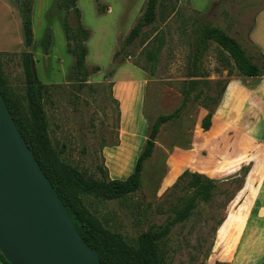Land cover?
<instances>
[{"label":"rangeland","instance_id":"374dc122","mask_svg":"<svg viewBox=\"0 0 264 264\" xmlns=\"http://www.w3.org/2000/svg\"><path fill=\"white\" fill-rule=\"evenodd\" d=\"M145 3L146 0L77 1L81 24L91 35L86 43V64L90 70L98 67L99 71L91 74L86 86L75 88L74 58L67 52L65 13L58 8V0H0V55L7 89L25 103L23 55L30 53L37 80L49 87L44 108L52 146L62 161L91 179H101L104 170L109 179L124 180L133 169L153 120L180 107L187 81H200L190 92L180 117L161 127L154 153L144 164L138 192L114 201L83 197L104 227L123 235L132 246H136L140 234L173 219L175 211L183 206L184 197L190 196L182 186L172 189L183 171L172 172L165 180L167 154L173 148H192L195 130L200 133L199 122L201 125L207 110L221 100L227 78L236 74L232 61L215 43H209L201 59L195 60L194 31L203 24L219 27L248 53L257 55L248 42V33L255 11L264 5V0H161L157 21L143 27L133 44L125 45L124 40L143 13ZM27 5L30 47L24 44ZM173 6L176 8L172 13ZM67 20L74 29V12L68 14ZM48 37L46 51L44 41ZM159 37H163L164 44L151 75L148 55L158 45ZM117 51L119 55L113 60ZM192 74L199 77L190 78ZM143 77L127 129L129 141L118 150L120 112L113 98L114 81H140ZM199 139L193 157L197 168H193L195 172L187 171L215 180V196L207 203L199 201L191 216L172 227L163 239L160 250L165 264H216L227 259V264H232L234 254H241L233 248L247 206L235 212L236 204H228L241 186L244 171L226 172L224 147ZM257 264H264V257Z\"/></svg>","mask_w":264,"mask_h":264},{"label":"trees","instance_id":"16d2710c","mask_svg":"<svg viewBox=\"0 0 264 264\" xmlns=\"http://www.w3.org/2000/svg\"><path fill=\"white\" fill-rule=\"evenodd\" d=\"M78 0H58V8L65 13L63 20L64 36L67 52L74 58L72 66V80L75 88L86 86L91 74L99 71L98 67L90 70L86 64L88 55L87 41L90 39V31L81 24L80 12L77 9ZM98 1V0H95ZM161 0H146L143 13L136 24L130 30L124 40L125 45L133 44L142 33V28L153 25L157 21V11ZM176 6L178 2H175ZM175 6L171 8L172 13ZM74 12L76 18L75 28L71 29L68 23V14ZM24 44L30 47L32 43L30 6L25 9L23 22ZM196 55L195 60H200L209 43H215L227 54L232 61L234 69L248 78L261 77L264 74V57L256 47L252 46L257 55L250 54L234 38L219 27L203 24L194 31ZM50 37L44 41L47 51ZM164 39L159 37L158 45L148 55L150 71L152 75L158 64V56L163 47ZM119 55V51L113 55V60ZM31 54L23 55V66L26 77L25 103H21L6 87L5 77L1 67L0 55V93L15 122V125L40 166L42 173L54 188L62 204L67 209L73 224L80 237L87 246L94 249L101 264H165L160 250V244L169 234L172 227L185 222L196 208L197 203L210 202L215 196L214 190L217 182L203 174L184 171L177 179L172 189L182 186L190 196L184 197L183 206L175 211V217L168 220L165 225L151 228L139 235L136 246L126 242L123 235L111 232L104 227L102 221L96 217L83 201L84 196H94L103 201L123 199L138 192L142 185V173L144 164L149 160L155 150L156 139L163 125L177 120L183 109L189 102L190 92L200 81H187V87L183 91V99L180 107L169 115L157 116L145 138L143 148L137 157L131 173L124 179H109L104 170H101V179H91L72 165L62 161L58 152L52 146L48 132V120L44 108V99L49 87L41 84L34 78L31 69ZM199 77L192 74L190 78ZM220 100L212 110L201 120V130L209 131L211 118ZM244 176L247 168H241ZM243 176V178H244ZM243 181V180H242ZM242 184V182H241ZM3 264H8L0 255ZM224 264V263H216Z\"/></svg>","mask_w":264,"mask_h":264},{"label":"crops","instance_id":"0c3cea01","mask_svg":"<svg viewBox=\"0 0 264 264\" xmlns=\"http://www.w3.org/2000/svg\"><path fill=\"white\" fill-rule=\"evenodd\" d=\"M248 42L264 57V5L255 11ZM143 80L144 77L140 81H114L113 98L120 112L121 145L118 150L124 142L129 141L127 129L132 122V111ZM198 137L208 141L211 146L218 144L224 147L226 163L223 168L226 172L234 173L243 167L248 170L228 204H236L235 212L247 206L245 221L233 248L241 254H234L232 264L243 261H247L246 264H257L264 257V74L248 78L236 71V74L227 78L224 94L213 113L209 131L203 132L200 128L198 133L195 130L191 149L173 148L168 152L165 180L172 172H195L193 157L200 140ZM228 262L229 259L219 261L224 264Z\"/></svg>","mask_w":264,"mask_h":264},{"label":"water","instance_id":"95a60500","mask_svg":"<svg viewBox=\"0 0 264 264\" xmlns=\"http://www.w3.org/2000/svg\"><path fill=\"white\" fill-rule=\"evenodd\" d=\"M35 79V69L31 59ZM0 255L8 264H101L19 133L0 93Z\"/></svg>","mask_w":264,"mask_h":264},{"label":"built area","instance_id":"2783aa9c","mask_svg":"<svg viewBox=\"0 0 264 264\" xmlns=\"http://www.w3.org/2000/svg\"><path fill=\"white\" fill-rule=\"evenodd\" d=\"M107 12H109V9L107 10Z\"/></svg>","mask_w":264,"mask_h":264}]
</instances>
